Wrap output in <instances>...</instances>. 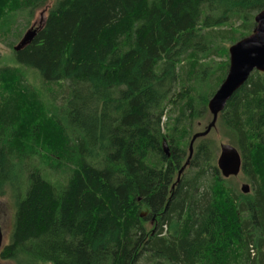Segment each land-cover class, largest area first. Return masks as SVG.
I'll use <instances>...</instances> for the list:
<instances>
[{"label":"trees","instance_id":"trees-1","mask_svg":"<svg viewBox=\"0 0 264 264\" xmlns=\"http://www.w3.org/2000/svg\"><path fill=\"white\" fill-rule=\"evenodd\" d=\"M48 3L0 0V41L21 37L5 42L15 64L0 54V194L15 205L2 262L264 264V73L219 114L250 192L210 138L190 156L264 0H54L16 51Z\"/></svg>","mask_w":264,"mask_h":264},{"label":"water","instance_id":"water-1","mask_svg":"<svg viewBox=\"0 0 264 264\" xmlns=\"http://www.w3.org/2000/svg\"><path fill=\"white\" fill-rule=\"evenodd\" d=\"M38 30H28L21 41L15 46L18 51L30 44ZM230 65L226 78L209 101V110L212 120L206 129L193 135L190 142V156L193 153L194 142L197 138L208 135L216 126L220 112L226 107L232 95L240 89L254 71L264 73V8L255 16V27L251 34L241 38L229 48ZM221 152L217 160L218 168L224 177L236 176L241 171L242 158L238 149L229 143L220 145ZM164 151L170 155L171 151L166 141L163 142ZM189 161V159L187 160ZM185 165L180 169L179 175L184 171ZM179 179V178H178ZM242 191H250V185L244 183ZM4 232L0 223V251L3 247ZM0 264L1 262L0 258Z\"/></svg>","mask_w":264,"mask_h":264},{"label":"rangeland","instance_id":"rangeland-1","mask_svg":"<svg viewBox=\"0 0 264 264\" xmlns=\"http://www.w3.org/2000/svg\"><path fill=\"white\" fill-rule=\"evenodd\" d=\"M52 3H54V0H49V3L45 7H43L42 9L37 11V13L35 14V17L32 21L33 24L28 29L31 28L34 30H38L40 27H42L44 25L45 19L47 17L48 9ZM24 18H25V16H24ZM20 21H22L21 18H20ZM28 29L26 31H25V29H23V31L27 32ZM19 39H17V37L14 36V37H10L8 39L4 38V39H2V41H0V54L3 58V59H1L2 64H4V63L15 64V62L13 60L12 49L8 46L7 43L10 44V42H12V41H15V43H17L19 41ZM5 42H7V43H5ZM31 77H32V75H31ZM30 83H32V82H30ZM49 93H51V92L48 90V91H46V94L49 96L46 97L44 95L47 100L52 98V96ZM212 117H213L212 113H210V114L206 113V117L198 122V125L195 127L194 131L195 132L204 131L206 129L207 125L209 124V122L212 120ZM164 130H165V128H164ZM205 137L210 138V141L213 143V146H214L215 151H216L215 163L217 165V160H218V157H219L220 152H221L220 145L222 143L233 144L232 143V134H231L230 130L221 122V118H219L217 123H216V126H214V128L211 130V132ZM191 173H192V171H189L187 173V176L190 175ZM220 173H221V171H220ZM180 176L181 175H178V177H180ZM208 178L209 177L207 176V179ZM227 180H228V183L230 185H233V186L237 185V189L240 192H241V189H242V186L244 183H247L250 185V187H252L251 183L248 182L247 176L243 173V171H241V173L238 174L237 176L228 177ZM249 192H247V193H249ZM14 210H15L14 199H13V196L11 195L10 189L7 188L6 193L0 194V223L2 225L3 232H4V242H3L4 245L8 244L10 242V233H11V230L13 227V222H14ZM3 263L4 264H12L9 261H3ZM138 264H150V261H149V259L144 257V258L140 259Z\"/></svg>","mask_w":264,"mask_h":264},{"label":"bare ground","instance_id":"bare-ground-1","mask_svg":"<svg viewBox=\"0 0 264 264\" xmlns=\"http://www.w3.org/2000/svg\"><path fill=\"white\" fill-rule=\"evenodd\" d=\"M31 29V28H30ZM30 29H28V30H30Z\"/></svg>","mask_w":264,"mask_h":264}]
</instances>
